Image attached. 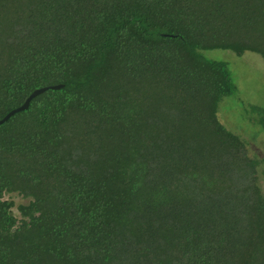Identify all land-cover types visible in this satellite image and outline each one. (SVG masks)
<instances>
[{
  "label": "trees",
  "instance_id": "trees-1",
  "mask_svg": "<svg viewBox=\"0 0 264 264\" xmlns=\"http://www.w3.org/2000/svg\"><path fill=\"white\" fill-rule=\"evenodd\" d=\"M217 49L264 59V0H0V121L63 86L0 125V264H264Z\"/></svg>",
  "mask_w": 264,
  "mask_h": 264
},
{
  "label": "rangeland",
  "instance_id": "rangeland-1",
  "mask_svg": "<svg viewBox=\"0 0 264 264\" xmlns=\"http://www.w3.org/2000/svg\"><path fill=\"white\" fill-rule=\"evenodd\" d=\"M204 55L228 64L237 91L222 101L218 118L247 143L249 157L259 161L255 187L264 195V112L257 110L264 109V59L251 52L238 56L222 49L205 51ZM5 199L16 206L29 203L18 194L6 195ZM14 213L20 218L17 208Z\"/></svg>",
  "mask_w": 264,
  "mask_h": 264
},
{
  "label": "water",
  "instance_id": "water-1",
  "mask_svg": "<svg viewBox=\"0 0 264 264\" xmlns=\"http://www.w3.org/2000/svg\"><path fill=\"white\" fill-rule=\"evenodd\" d=\"M63 86L61 85H57V86H51V87H47V88H43V89H39L34 91L30 97L26 100V102L24 103V105H22L21 107L11 111L3 120L0 121V125H3L5 122H7L12 116H14L17 113L26 111L29 107L31 102L38 96L42 95L43 93H45L48 90H59L61 89Z\"/></svg>",
  "mask_w": 264,
  "mask_h": 264
}]
</instances>
